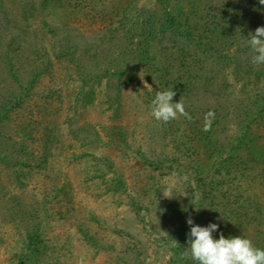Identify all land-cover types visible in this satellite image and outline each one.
<instances>
[{
  "label": "rangeland",
  "instance_id": "374dc122",
  "mask_svg": "<svg viewBox=\"0 0 264 264\" xmlns=\"http://www.w3.org/2000/svg\"><path fill=\"white\" fill-rule=\"evenodd\" d=\"M252 1L257 4L259 19L248 24L247 36L236 42L241 47L249 44L257 27L264 26V5ZM182 3L184 10L187 6ZM160 13L155 0H0V97L16 94L18 84L26 86L31 72L46 66L0 129V153L16 158L24 151L30 155L21 158L26 161L25 168H6L0 162V264H17L26 234L35 226L52 249L43 254L39 264L168 261L170 246L164 239L188 224L184 216L170 212L167 203L173 196L178 198L176 205L185 202L186 189L193 184L192 169L205 162L202 157L196 165L188 164L190 154L184 158L175 149L173 142L178 138L174 140V129L178 125L176 131H186L180 123L182 116L172 123L151 116L148 99L154 100L161 91L153 75L145 68L123 70L131 59L125 53L129 47L123 36L132 23L144 18L154 25ZM138 38L134 36L133 42ZM238 47L228 49V54ZM250 54L252 61L253 51ZM7 59L16 81L8 73ZM254 66L258 72H240L236 83L232 65L226 70L204 67L196 96L183 100L185 108L197 100L212 103L213 98L207 96V77L213 79L211 91L223 82L230 83L237 100L245 101L252 93L264 95V64ZM263 123L258 122L253 130L261 150ZM81 127L84 132L77 133ZM232 127L229 125L234 130ZM117 131L124 132L125 143L111 146L109 136L115 137ZM41 137L49 138L46 147ZM94 139L97 143H90ZM138 152L162 166L142 163ZM82 154L85 156L78 158ZM190 159L194 161L193 154ZM109 163L121 177L125 193L108 191L113 175L106 166ZM16 168L29 173L22 176L23 184L15 181ZM98 171L103 178L97 177ZM250 172L251 187H244V193L255 199L264 216V163ZM44 199H48L46 204ZM133 203L142 207L139 216L133 212ZM247 213L255 217L252 210ZM78 228L87 229L110 250L86 244ZM261 232L264 220L261 225H248L244 236L255 245L264 238Z\"/></svg>",
  "mask_w": 264,
  "mask_h": 264
},
{
  "label": "trees",
  "instance_id": "16d2710c",
  "mask_svg": "<svg viewBox=\"0 0 264 264\" xmlns=\"http://www.w3.org/2000/svg\"><path fill=\"white\" fill-rule=\"evenodd\" d=\"M171 1L155 0L161 12L160 17L155 19L157 25L151 24L149 18H144L136 24L134 22L135 28H132L134 26L132 23L131 28L127 30L123 38L125 42L127 41L126 46L129 47V51L125 53L131 59H129L130 65L123 70L147 69L161 91L172 89L176 93L173 99L177 102L182 97L183 100H188L196 96L194 94L202 82L204 67L218 66L226 70L232 65V71L236 75L233 79L234 83L238 81L240 72L246 75L258 72L250 59L252 51L250 44L242 45V47L237 44L247 36L248 24L253 23L256 18L259 19L256 2L252 0H175V3H171ZM182 1L187 6L184 10ZM131 30L134 33L128 35V32H132ZM134 36L136 38L139 36L135 43ZM234 46L241 48L238 47L234 53L228 54V49ZM6 66L8 73L16 81L17 77L14 76L11 60L7 61ZM45 68L46 66L31 72L26 86L18 84L20 87L16 94L1 95L0 129L8 116L20 106L28 92L34 88L40 72ZM261 70L264 74V68ZM116 75L120 77L122 74L118 72ZM210 79L212 78L207 77V96L213 98L212 103L206 105L197 100L192 106L189 105L185 110L192 119L188 120L182 116L180 120L181 126L186 131L179 132V129L176 131L178 125H174L176 129L173 132L174 140L178 138L173 144L179 155L187 158L190 154L186 163L195 162L196 165V162L204 157L205 164L197 165L192 169L193 184L186 189L185 202L178 206L176 205L178 198L173 196L167 203V207L170 212L179 213V217L184 216L185 220L191 218L194 225L206 227L209 223L218 224V231L213 233L215 240L219 239L221 233L225 238H246L244 236L246 227L251 223L261 225L264 220V216L260 213V205L244 193V187H251L249 178L251 169L264 163V150L259 148L257 137L253 134L258 122H264V95L252 93L245 101L237 100L236 93L230 90V83L223 82L215 91L209 90V84L212 83ZM148 101L152 102L153 99L150 98ZM208 111L215 113V119L210 130L204 131V116ZM229 125L233 126L234 130H231ZM82 130L84 132L83 127L76 132L79 133ZM72 132L77 135L75 131ZM113 136L115 137L109 136L108 144L111 146L125 143L124 132H114ZM41 138L40 141H43L45 137ZM94 140L90 143H97L96 139ZM48 142L49 138L46 137L42 144L46 147ZM24 152L18 154L17 158L9 155L8 152L0 153V162L4 163L6 168L17 166L25 168L26 161H22L21 158L28 159L30 155ZM139 153L142 163H146L149 167L162 166L161 162L147 161ZM191 154L194 161L190 159ZM83 156L85 155H79L78 158ZM46 158V154H43V159ZM173 160L176 162V159ZM106 166L113 174L107 183L108 191L112 194L125 193L121 177L113 172L112 164L109 163ZM14 171L18 185L22 183V176L26 177L29 174L22 168H16ZM97 177L103 178L104 174L98 171ZM57 191L62 192V189ZM47 202L48 199L43 200L44 204ZM132 209L135 215L139 216L142 207L133 203ZM248 209L252 210L255 217H249ZM93 221L97 222L95 219ZM77 232L81 239L92 248L110 250L111 247H103L87 229L78 228ZM189 233L190 226L187 225L184 230L173 232L168 235V239H164L166 245L170 246L171 252L165 264H196L190 255L183 257L189 247L187 243ZM261 233L260 236L264 235V232ZM253 246L264 250V238ZM23 248V253L16 256L17 264H39L43 254L52 250L45 242L38 226L26 234ZM123 262L127 264L126 261Z\"/></svg>",
  "mask_w": 264,
  "mask_h": 264
},
{
  "label": "clouds",
  "instance_id": "9594fccd",
  "mask_svg": "<svg viewBox=\"0 0 264 264\" xmlns=\"http://www.w3.org/2000/svg\"><path fill=\"white\" fill-rule=\"evenodd\" d=\"M264 5V0H259ZM249 44L254 53L252 63L264 64V26L257 27L254 34H250ZM144 86H148L145 84ZM176 93L171 89L157 91L151 103V116L158 122L168 123L183 116L188 120L192 117L185 110L183 97L178 103H173ZM215 119V113L208 111L204 116V131H209ZM163 196L167 198L166 192ZM163 211V210H161ZM190 226L188 234L189 247L183 254L196 262V264H264V250L253 246L249 239L242 237L225 238L223 233L219 239H213V233L218 231L219 225L209 223L206 227L194 225L191 218L187 220Z\"/></svg>",
  "mask_w": 264,
  "mask_h": 264
}]
</instances>
